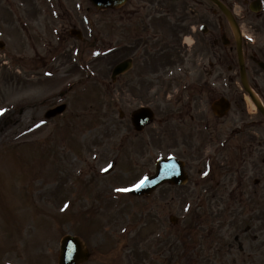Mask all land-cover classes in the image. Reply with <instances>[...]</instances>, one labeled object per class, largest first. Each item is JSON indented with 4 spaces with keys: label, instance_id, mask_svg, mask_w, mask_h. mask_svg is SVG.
<instances>
[{
    "label": "rangeland",
    "instance_id": "obj_1",
    "mask_svg": "<svg viewBox=\"0 0 264 264\" xmlns=\"http://www.w3.org/2000/svg\"><path fill=\"white\" fill-rule=\"evenodd\" d=\"M7 1L0 0V264H57L62 237L76 235L85 221L84 242L92 251L86 264H162V258H192L183 255L185 246L229 243L232 257H242L241 204L186 201L181 187H159L148 197L127 193L154 172L166 150L145 156L130 142L133 99L127 85L111 80L119 54L59 42L55 28L64 21L46 19L39 10L32 13L41 34L48 23L52 32L33 45L21 36L18 0L10 7ZM98 18L90 14L96 26ZM155 57L147 65L151 72L163 66ZM119 108L126 113L120 123ZM196 221L197 227L189 226Z\"/></svg>",
    "mask_w": 264,
    "mask_h": 264
},
{
    "label": "flooded vegetation",
    "instance_id": "obj_2",
    "mask_svg": "<svg viewBox=\"0 0 264 264\" xmlns=\"http://www.w3.org/2000/svg\"><path fill=\"white\" fill-rule=\"evenodd\" d=\"M81 1L82 8L87 2L89 15V0ZM221 1L231 10L239 6L235 0ZM252 1H242L246 12L238 24L243 21L248 33H243L242 45L249 87L264 108V0H255L258 12L250 8ZM117 2L98 11L97 36L80 39L83 30L73 35L65 29L66 40L105 42L113 33L115 52L135 60L134 67L117 78L129 88L131 114L146 107L154 113L153 122L141 130L130 122L134 148L146 156L161 147L165 156L175 155L183 162V198L242 203V257H232L234 246L229 243L193 248L195 258L175 263L264 264V113L246 98L241 83H235L240 68L232 27L212 0ZM31 7L35 10L36 3ZM63 17L74 28L83 21L67 8ZM154 57H161L163 66L151 72L147 65L155 64ZM116 127L119 132L120 125ZM163 138L165 146L160 144ZM164 262L170 264L169 259Z\"/></svg>",
    "mask_w": 264,
    "mask_h": 264
},
{
    "label": "water",
    "instance_id": "obj_3",
    "mask_svg": "<svg viewBox=\"0 0 264 264\" xmlns=\"http://www.w3.org/2000/svg\"><path fill=\"white\" fill-rule=\"evenodd\" d=\"M2 45L0 43V46ZM180 178L181 171L177 160H160L157 164L156 175L146 180L139 189L133 190L132 192L138 191L137 193L139 194H148L160 183L165 181L179 183ZM87 257V251L83 249V244L78 237L66 236L63 238L59 264H78Z\"/></svg>",
    "mask_w": 264,
    "mask_h": 264
},
{
    "label": "snow or ice",
    "instance_id": "obj_4",
    "mask_svg": "<svg viewBox=\"0 0 264 264\" xmlns=\"http://www.w3.org/2000/svg\"><path fill=\"white\" fill-rule=\"evenodd\" d=\"M141 183H143V182H141ZM137 186H139V185H137Z\"/></svg>",
    "mask_w": 264,
    "mask_h": 264
}]
</instances>
